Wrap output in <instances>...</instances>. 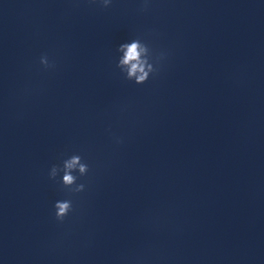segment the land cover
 <instances>
[{
  "label": "clouds",
  "instance_id": "obj_1",
  "mask_svg": "<svg viewBox=\"0 0 264 264\" xmlns=\"http://www.w3.org/2000/svg\"><path fill=\"white\" fill-rule=\"evenodd\" d=\"M96 3L97 0H91ZM104 7H108L111 0H101ZM149 0H144L143 9H147ZM118 51L123 53L117 63V67L128 81H134L137 85L145 84L150 77H157L164 66L166 54L157 52L149 44L142 42L140 38L132 39L131 42L123 43L119 46ZM39 64L44 70L55 68V62L50 61L47 54H42L39 58ZM116 142L122 143L119 138ZM90 172L89 164L82 162L80 155H72L70 158L63 160L62 165H53L49 172V179L55 181L57 176L62 173L59 181L60 190L65 193L66 198L55 201L53 205L54 219L63 223L66 218L76 212L74 198L77 194L85 191V183L78 180L86 177Z\"/></svg>",
  "mask_w": 264,
  "mask_h": 264
}]
</instances>
